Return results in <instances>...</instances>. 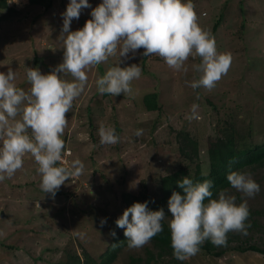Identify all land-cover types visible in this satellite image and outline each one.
I'll use <instances>...</instances> for the list:
<instances>
[{"label": "rangeland", "instance_id": "374dc122", "mask_svg": "<svg viewBox=\"0 0 264 264\" xmlns=\"http://www.w3.org/2000/svg\"><path fill=\"white\" fill-rule=\"evenodd\" d=\"M2 1L0 72L7 73L11 67L17 74L16 86L28 92L27 68L47 75L63 62L61 14L70 0H44V5L8 0L7 8ZM102 2L89 0L91 8L81 10L70 31L82 29ZM191 2L198 25L215 39L217 52L231 55L228 73L212 90H194L188 84L202 75L196 71L200 57L190 56L184 64L186 71H176L155 55L145 60L144 49H139L134 58L131 53L129 59L121 58L120 64H137L142 69L141 77L131 84L133 95L115 97L100 94L96 81L117 66L118 54L86 69L87 84L66 114L68 125L62 136L66 146L62 162L71 168L73 161L80 160L83 172L69 178L53 198L40 189L38 165L31 154H26L23 167L11 179L0 182V210L10 218L0 220V264H56L66 259L68 251L81 255L82 248L98 259L112 241L110 233L122 230L116 225L126 210L122 195L140 196L146 188L154 191L162 177L178 170L177 134L181 130L199 141L204 163L208 162V148L215 144L226 121L234 126L238 149L264 144V0ZM60 75L72 82L70 74ZM150 93L161 96V110L145 109L144 97ZM193 104L199 106L200 119L190 121L186 117L191 115ZM101 124L115 129L118 143H100ZM137 129H143L139 137L135 135ZM246 172L260 185L254 198L242 197L231 187L226 190L237 205L247 200L248 234L230 232L226 246H221L226 249L223 256L208 255L200 249L184 261L186 264H264L262 254L235 250L241 245L264 249V167ZM101 220H106L103 227ZM148 250L154 251L151 242L141 248L127 246L112 264H128L131 257L146 259ZM153 264L174 263L164 259Z\"/></svg>", "mask_w": 264, "mask_h": 264}, {"label": "clouds", "instance_id": "9594fccd", "mask_svg": "<svg viewBox=\"0 0 264 264\" xmlns=\"http://www.w3.org/2000/svg\"><path fill=\"white\" fill-rule=\"evenodd\" d=\"M85 8H91L89 0H70L61 14L63 27L59 41L64 49L63 62L47 75L39 69L27 68L26 78L31 85L28 92L16 86L17 74L11 67L7 73L0 72V182L11 179L23 167L26 154H31L38 165L40 189L53 198L69 178L82 174L84 164L80 160L73 161L71 168L62 162L65 149L62 136L68 125L66 114L85 89L88 81L85 70L110 57L118 54L117 66L109 68L96 83L100 94L115 97L122 93L133 95L131 84L141 77L142 69L137 64L128 67L120 64L121 58L129 59L130 53L134 58L139 49H144L145 57L162 58L176 71L184 69L190 56L200 57L196 71L202 75L188 84L194 90L201 87L212 90L229 71L231 55L217 52L215 39L198 25L191 0L187 3L183 0H103L92 10V19L82 29L70 31L73 19L78 20ZM61 73L70 74L72 82L62 79ZM198 107L191 106L188 120L200 119ZM18 116L20 119H16ZM142 134L143 129L135 132L137 137ZM98 135L103 145L119 142L113 127L101 124ZM58 162L62 166H57ZM227 181L242 197L254 198L261 190L247 172L232 171ZM177 184L184 195L173 192L168 201L171 214L168 227L175 259L185 261L195 256L206 241L217 247L226 246L230 232L248 234L247 200L237 205L235 197L228 195L226 189L220 190L218 199H213L211 180L194 184L184 177ZM165 217L163 208L149 211L147 202L134 203L116 220V225L125 229L129 248H141L163 231ZM104 224L106 220H101L102 227ZM110 235L115 237L116 233L113 231Z\"/></svg>", "mask_w": 264, "mask_h": 264}, {"label": "trees", "instance_id": "16d2710c", "mask_svg": "<svg viewBox=\"0 0 264 264\" xmlns=\"http://www.w3.org/2000/svg\"><path fill=\"white\" fill-rule=\"evenodd\" d=\"M7 1L8 0H3L1 2L4 8H7ZM30 2L32 4L44 5V0H30ZM47 5H49V3H47ZM148 58L149 57H145V60ZM155 58L161 59L158 56ZM186 91H188V89H186ZM161 99L158 93L147 94L144 97L145 109L148 111L161 110ZM212 104L213 102L209 100V105L212 106ZM177 139L180 145V164L178 170L171 175L162 177L155 186L154 191H149V189L146 188V190L141 191L140 196L136 197H133L131 194H123L121 198H123L126 204V209L131 207L134 203L147 202L149 211H159L163 208L166 217H170L171 214L168 212V201L173 192H179L181 195H184L183 189L179 188L177 184V181H182L184 177L190 178L194 184L202 183L205 180H211L213 182V188L211 189L213 192L212 198L216 199L220 190L231 187L227 181V175L230 174V172H246L250 168L255 169L264 167V144L256 145L251 149H238L234 134V126L230 121L225 122L223 130H221L216 137L215 144L208 148L207 163L202 161L199 141L188 131L181 130L177 134ZM57 166L62 165L58 162ZM77 200L78 199L75 197V201ZM205 203H207V200ZM166 217L162 222L163 231L150 240L154 251L148 250L146 259L142 257H131L128 264H153L155 261H162L164 259H169L174 264H186L184 261H179L173 257L171 232ZM124 231L125 229H122L116 233V236L112 238L106 251L98 259L94 258L87 249L82 248L81 255L76 252L72 253L68 251L66 253V259L56 264H112L118 258L119 252L128 246ZM3 247H5V245H3ZM200 249L206 254L215 257L223 256L226 251V249L222 247L214 246L209 241L200 245ZM235 250L241 253L255 252L264 255V249L255 245H241Z\"/></svg>", "mask_w": 264, "mask_h": 264}, {"label": "water", "instance_id": "95a60500", "mask_svg": "<svg viewBox=\"0 0 264 264\" xmlns=\"http://www.w3.org/2000/svg\"><path fill=\"white\" fill-rule=\"evenodd\" d=\"M0 218L4 219V220H10L9 216L7 215V213L4 210L1 211Z\"/></svg>", "mask_w": 264, "mask_h": 264}]
</instances>
